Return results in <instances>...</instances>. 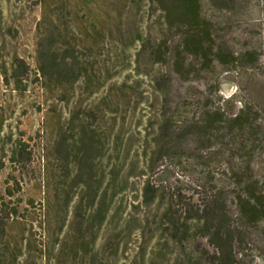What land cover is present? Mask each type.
Segmentation results:
<instances>
[{"label": "rangeland", "instance_id": "1", "mask_svg": "<svg viewBox=\"0 0 264 264\" xmlns=\"http://www.w3.org/2000/svg\"><path fill=\"white\" fill-rule=\"evenodd\" d=\"M185 2L0 0L11 81L0 69V198L19 212L0 201V236L15 238L0 240V264H213L207 238L191 228L174 239L163 212L196 207L199 184L226 182L241 160L226 122L201 125L214 108L264 103V0H199L192 27L170 17ZM205 29L213 47L181 49ZM217 49L243 65H222ZM16 56L30 67L26 90L15 89ZM253 162L263 180V158ZM239 237L242 264H264V221Z\"/></svg>", "mask_w": 264, "mask_h": 264}, {"label": "trees", "instance_id": "2", "mask_svg": "<svg viewBox=\"0 0 264 264\" xmlns=\"http://www.w3.org/2000/svg\"><path fill=\"white\" fill-rule=\"evenodd\" d=\"M158 1L164 5V1L166 0ZM179 6V8L175 6V9H171L170 11V17L173 20L190 17V20L184 19L185 26L192 27L199 24V0H186L181 5L179 3ZM186 20H189V22ZM192 36L187 35L182 39L181 49L196 56L198 52L197 48L205 45L204 41L208 40L210 42L209 45L213 47L211 34L208 29H205L201 40L196 39L195 35ZM214 58L226 66L235 63L243 65V55L236 51L224 54L222 49H217ZM13 62L16 64L17 73L15 89L26 90V78L23 76L29 73L30 67L24 59L17 56ZM50 67L51 65H44L39 62V69L43 74H46ZM0 69L6 85H10L11 81L8 70L1 60ZM262 89H264V86ZM223 121L227 123L231 137L236 140L239 146L241 160L231 162V176L226 182H217L211 188H206L207 184L205 183L199 184L204 190L205 195L200 200V203L196 204V207L169 204L163 212V224L167 227L165 230L174 239H177L180 233H186L191 228L196 229V232L199 231L198 233L206 237L209 244L215 250L209 255V259L213 264H242L245 254L240 247L242 242V239L239 237L240 229L243 226H255L258 222L264 221V179L260 180L254 176L255 164L253 162L256 155L262 157L264 161V103L260 104L259 102H255L254 98H251V101L245 102L239 112L234 115L227 114L221 107L214 108L210 110V115L204 119L201 127L212 128L214 124L222 125ZM262 164L264 165V162ZM243 176L247 177L242 179ZM20 190L21 188L18 187L17 191ZM150 191L156 193L157 189H152L147 184L145 195H149V198L145 200L146 205H149L155 198L149 194ZM229 192L233 194L232 200H229ZM15 194L16 192L11 191V187L8 186L7 195L12 197ZM0 201L3 206L2 209L7 207L13 215H18V209L14 206H9L4 197L0 198ZM29 201L30 204H34L32 199ZM232 205L236 207V219H232ZM9 215L7 216L6 225L12 224L15 221V218L12 219ZM5 239L10 245L12 239L14 240L15 238L10 232H7L5 236H0V240ZM183 239L185 241L189 238L188 236L180 238V240ZM159 255H162V252H156V256Z\"/></svg>", "mask_w": 264, "mask_h": 264}]
</instances>
